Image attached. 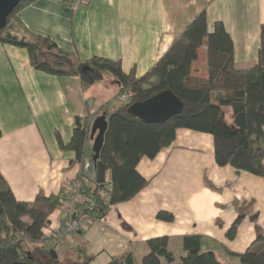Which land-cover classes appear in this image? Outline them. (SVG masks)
Masks as SVG:
<instances>
[{
  "label": "crops",
  "instance_id": "crops-1",
  "mask_svg": "<svg viewBox=\"0 0 264 264\" xmlns=\"http://www.w3.org/2000/svg\"><path fill=\"white\" fill-rule=\"evenodd\" d=\"M202 10L209 31L221 21L230 35L235 67L253 66L264 0H92L77 9L64 0H32L15 16L26 31L50 38L81 61L94 56L119 61L123 72L140 77ZM117 92L110 75L83 89L78 76L35 69L25 48L0 44V173L18 200H33L39 191L66 195L85 171L82 162H92L91 140L88 133L78 162L73 151L59 147L56 134L67 143L76 116L89 119L104 111L107 117L122 103ZM225 118L233 122L230 107ZM136 169L147 184L129 200L109 206L101 219L66 233L65 212L50 215L43 243L62 234L57 256L72 258L60 261L88 256L89 264H108L131 253L139 263L149 251L146 241L157 236L168 237L174 262L185 254L184 235H199L201 250L213 252L222 264H240V253L260 248L264 177L219 165L211 134L178 128L169 146L142 157ZM86 172L95 177V171ZM105 177L108 182V170ZM160 211L171 213L172 220L159 219ZM160 263L169 264L163 258Z\"/></svg>",
  "mask_w": 264,
  "mask_h": 264
},
{
  "label": "trees",
  "instance_id": "trees-1",
  "mask_svg": "<svg viewBox=\"0 0 264 264\" xmlns=\"http://www.w3.org/2000/svg\"><path fill=\"white\" fill-rule=\"evenodd\" d=\"M30 1L21 0L8 15L5 26L0 28V44L25 48L35 69L78 76L83 89L110 75L117 84L118 95L127 89L132 91L129 101L107 115L108 127L99 159L109 171V181L98 184L91 174L82 171L78 175L81 186L76 212L89 215L92 221L101 219L109 206L137 194L147 184L136 169L137 163L169 146L178 128L211 134L219 165L229 164L264 177V23L260 26L257 62L238 69L233 61L232 39L223 23L215 21L209 31L206 12L202 10L158 61L136 77L133 71L123 72L119 61L97 56L81 61L60 50L50 38L26 31L15 15ZM163 91H170L182 103L179 112L161 122H146L130 113L132 104ZM229 107L232 123L225 118ZM89 124L88 117L76 116L67 143L56 134L59 147L75 153L74 161H83ZM88 197L92 205L88 204ZM65 198L63 193L45 195L39 191L33 200H18L0 173V264H67L53 258L49 254L52 246L43 243L49 216ZM157 217L172 220V214L166 211L158 212ZM146 243L149 251L139 263L127 253L108 264H161L160 258L169 264H222L213 252L201 250L200 236L196 234L183 236L185 254L178 262L167 249V236L152 237ZM238 257L240 264H264V240L259 249H248ZM89 262L88 256H82L68 264Z\"/></svg>",
  "mask_w": 264,
  "mask_h": 264
},
{
  "label": "water",
  "instance_id": "water-1",
  "mask_svg": "<svg viewBox=\"0 0 264 264\" xmlns=\"http://www.w3.org/2000/svg\"><path fill=\"white\" fill-rule=\"evenodd\" d=\"M20 1L21 0H0V28L5 26L8 15ZM181 108L182 103L170 91H163L145 101L132 104L129 111L131 114L140 117L146 122H161L172 114L179 112ZM107 127L108 120L106 113L103 112L93 120L89 134L92 140L93 154L91 156V161L95 171L94 179L96 183L101 185L106 181V167L99 159V153L104 143ZM49 254L55 259L58 257L54 249H50ZM11 264L28 263L25 261H14Z\"/></svg>",
  "mask_w": 264,
  "mask_h": 264
},
{
  "label": "built area",
  "instance_id": "built-area-1",
  "mask_svg": "<svg viewBox=\"0 0 264 264\" xmlns=\"http://www.w3.org/2000/svg\"><path fill=\"white\" fill-rule=\"evenodd\" d=\"M92 0H69L68 5L72 9H77L83 4H88ZM132 96V91L127 89L123 93L118 95V98L122 102H127ZM82 169L85 171L93 170V165L89 162H82ZM80 186L81 182L78 178L73 180L66 191V198L62 204L58 207L65 212L64 229L66 233L76 231L82 228L86 223L91 222L89 215L81 212H76V204L80 199ZM88 204L92 205L93 201L91 198H86ZM58 209V210H59ZM61 233H55L50 242L44 243L45 246L52 244L56 246L61 240Z\"/></svg>",
  "mask_w": 264,
  "mask_h": 264
},
{
  "label": "rangeland",
  "instance_id": "rangeland-1",
  "mask_svg": "<svg viewBox=\"0 0 264 264\" xmlns=\"http://www.w3.org/2000/svg\"><path fill=\"white\" fill-rule=\"evenodd\" d=\"M119 99V98H118ZM119 101H121L120 99H119ZM122 102V101H121ZM122 103H124V102H122ZM104 111H100V113H98L95 117H93V118H89V121H90V124H89V127H88V133L90 134V132H89V130L91 129V125H92V122H93V120L97 117V116H99V115H101L102 113H103ZM91 140V139H90ZM91 154H92V140H91V143H90V148H89V155L91 156ZM56 209H59V208H56ZM55 209V210H56ZM54 210V211H55ZM53 211V212H54ZM52 212V213H53ZM50 217V216H49ZM92 221V220H91ZM49 223H50V220H49ZM47 227H45L44 229H46ZM47 237V236H46ZM48 247H51L52 246V244H50V245H47ZM52 248L54 249V251L56 252V254H57V251H56V247L55 246H52ZM59 257H60V259H62V260H66V262H68V260H70V258H72L71 256H66V255H62V254H59ZM63 262V261H62Z\"/></svg>",
  "mask_w": 264,
  "mask_h": 264
}]
</instances>
